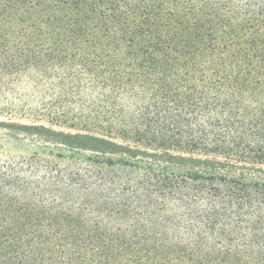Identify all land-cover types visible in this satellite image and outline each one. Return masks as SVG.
Segmentation results:
<instances>
[{"label":"trees","instance_id":"16d2710c","mask_svg":"<svg viewBox=\"0 0 264 264\" xmlns=\"http://www.w3.org/2000/svg\"><path fill=\"white\" fill-rule=\"evenodd\" d=\"M0 113L79 131L0 152V264H264V0H0Z\"/></svg>","mask_w":264,"mask_h":264},{"label":"rangeland","instance_id":"374dc122","mask_svg":"<svg viewBox=\"0 0 264 264\" xmlns=\"http://www.w3.org/2000/svg\"><path fill=\"white\" fill-rule=\"evenodd\" d=\"M77 133L79 131L75 129L52 125L44 120L0 113V152L4 154L25 157L35 151H50L53 148L66 153L70 145H75L72 136ZM182 156L189 157L187 154ZM259 167L263 169L260 174L264 175V166Z\"/></svg>","mask_w":264,"mask_h":264}]
</instances>
